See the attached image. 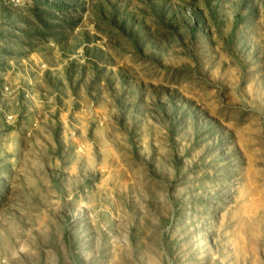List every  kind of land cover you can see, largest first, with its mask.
<instances>
[{"label": "rangeland", "instance_id": "rangeland-1", "mask_svg": "<svg viewBox=\"0 0 264 264\" xmlns=\"http://www.w3.org/2000/svg\"><path fill=\"white\" fill-rule=\"evenodd\" d=\"M0 264H264V0H0Z\"/></svg>", "mask_w": 264, "mask_h": 264}, {"label": "trees", "instance_id": "trees-1", "mask_svg": "<svg viewBox=\"0 0 264 264\" xmlns=\"http://www.w3.org/2000/svg\"><path fill=\"white\" fill-rule=\"evenodd\" d=\"M40 21V20H39Z\"/></svg>", "mask_w": 264, "mask_h": 264}]
</instances>
